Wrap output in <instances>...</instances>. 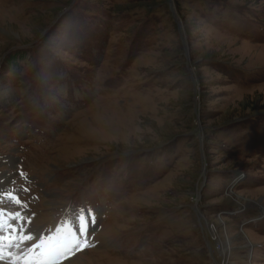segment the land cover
<instances>
[{"label": "rangeland", "instance_id": "1", "mask_svg": "<svg viewBox=\"0 0 264 264\" xmlns=\"http://www.w3.org/2000/svg\"><path fill=\"white\" fill-rule=\"evenodd\" d=\"M12 190L69 264H264V0H0Z\"/></svg>", "mask_w": 264, "mask_h": 264}, {"label": "snow or ice", "instance_id": "2", "mask_svg": "<svg viewBox=\"0 0 264 264\" xmlns=\"http://www.w3.org/2000/svg\"><path fill=\"white\" fill-rule=\"evenodd\" d=\"M4 199L24 207V202L14 191L0 193V201ZM76 220L78 232L74 230L72 222L63 220L54 232L49 230L50 234L39 236L38 242L25 251L24 242L33 240L32 235L23 229L26 218L21 212L10 213L0 207V264H57L66 254L88 244V223L83 210Z\"/></svg>", "mask_w": 264, "mask_h": 264}, {"label": "bare ground", "instance_id": "3", "mask_svg": "<svg viewBox=\"0 0 264 264\" xmlns=\"http://www.w3.org/2000/svg\"><path fill=\"white\" fill-rule=\"evenodd\" d=\"M229 197L230 198H234V196L232 195V194H229ZM228 200V199H227ZM237 200V199H236ZM243 203V202H242ZM245 206V205H244ZM259 207H264V206H260L259 205ZM243 208V207H242ZM239 211V210H238ZM263 212H264V209H263ZM85 214V213H84ZM63 220H69L70 222H73L72 220H71V218L70 217H65ZM60 224L59 223H56L55 224V226L54 227H51V228H49V230H51L52 232H54L55 231V228L57 227V226H59ZM74 226V225H73ZM209 229H210V231H211V233H212V236L215 238V239H220V237H219V235H218V233H217V230H216V227L213 225H210L209 226ZM47 231V232H42V234L40 235H38V233H36L38 236H44V235H48V234H50V231ZM74 230H76L77 232H78V227L75 225V229ZM89 230V229H88ZM88 236H89V234L87 235V237H86V239L88 238ZM228 238V237H227ZM27 243V242H26ZM34 242H31V244H29L28 246H26V247H24L25 249V251H27V247H30L32 244H33ZM219 245H220V250L226 255V257H225V259L227 258V256H228V254H230L231 253V245H232V241H231V239L230 238H228L225 242H220L219 243ZM13 251L15 252L16 251V249H13ZM222 253V254H223ZM67 259H64V260H61L59 263H58V261H57V264H62L64 261V263L63 264H69L70 262H68V261H66ZM219 264H229L228 262H227V260H225V262H223V263H219Z\"/></svg>", "mask_w": 264, "mask_h": 264}, {"label": "water", "instance_id": "4", "mask_svg": "<svg viewBox=\"0 0 264 264\" xmlns=\"http://www.w3.org/2000/svg\"><path fill=\"white\" fill-rule=\"evenodd\" d=\"M173 14H174V16H175V18H176V20L178 21L179 19H178V16H176L177 14H176V12H175V10L173 9ZM182 33V32H181Z\"/></svg>", "mask_w": 264, "mask_h": 264}]
</instances>
